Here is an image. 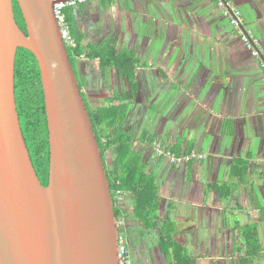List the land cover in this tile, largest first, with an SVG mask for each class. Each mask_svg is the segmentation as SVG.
Here are the masks:
<instances>
[{"label": "crops", "instance_id": "crops-1", "mask_svg": "<svg viewBox=\"0 0 264 264\" xmlns=\"http://www.w3.org/2000/svg\"><path fill=\"white\" fill-rule=\"evenodd\" d=\"M226 1L264 50V0ZM71 18L85 44L136 51L144 66L136 69V101L152 84L141 76L144 68L169 84L166 115L149 104L141 118L136 103H128L125 130L133 132V149L156 190L147 224L134 215L129 197L120 200L132 264H244L243 226L257 228L261 245L246 264H264V73L239 32L225 27L218 0H92ZM114 79L124 83L120 93L130 89L127 79ZM158 144L204 157L175 166L155 154ZM239 161L243 180L234 170Z\"/></svg>", "mask_w": 264, "mask_h": 264}, {"label": "water", "instance_id": "water-1", "mask_svg": "<svg viewBox=\"0 0 264 264\" xmlns=\"http://www.w3.org/2000/svg\"><path fill=\"white\" fill-rule=\"evenodd\" d=\"M0 0V264H118V227L101 150L53 0ZM67 1V0H63ZM18 48L38 64L49 153L44 186L15 104Z\"/></svg>", "mask_w": 264, "mask_h": 264}, {"label": "trees", "instance_id": "trees-1", "mask_svg": "<svg viewBox=\"0 0 264 264\" xmlns=\"http://www.w3.org/2000/svg\"><path fill=\"white\" fill-rule=\"evenodd\" d=\"M78 5L66 9L70 35L75 42L74 46H67L66 49L90 117L98 147L101 150L113 200L114 216L117 223L125 220V210L121 206L120 200L115 198V193L120 191L122 199L127 196L132 201L134 215L138 217V220L141 219L143 224H147L143 218L146 217L145 215L152 214L155 207L154 181L151 176L145 174L141 156L133 149V132L127 133L125 130L128 103L134 101L133 90L136 69L144 66H142V61L134 50L127 48L118 50L111 47L97 49L85 44V37L72 30L71 17L74 8ZM13 12L17 24L25 32V24L16 0H13ZM224 19L227 30L235 31L228 19L225 17ZM250 57L252 56L250 55ZM95 60H98L97 65L93 64ZM86 61L89 63L88 66ZM78 63L85 73L80 74L77 71ZM119 76L127 79L130 86V89L123 94L111 85L113 79ZM97 80L101 83L102 89L106 91L111 88L112 90V96L102 97L103 104H96L97 101L94 103L98 96L95 90L92 91V88ZM114 80L118 81L117 79ZM14 89L16 109L30 159L40 182L46 186L49 153L39 68L34 55L23 48H18L15 55ZM143 133L146 134V131L142 130L141 134ZM152 147L155 152V146ZM164 149L176 156L190 153V151H183L180 146ZM240 164H242V168H240ZM243 166H245L244 162H236L234 170L239 180H243L246 176V167ZM239 229L241 230L244 258L247 260L246 263H249L257 258L261 251L257 228L255 226H243ZM123 230L131 256L127 232L124 228L118 227L119 233Z\"/></svg>", "mask_w": 264, "mask_h": 264}, {"label": "built area", "instance_id": "built-area-1", "mask_svg": "<svg viewBox=\"0 0 264 264\" xmlns=\"http://www.w3.org/2000/svg\"><path fill=\"white\" fill-rule=\"evenodd\" d=\"M54 15L60 28L61 37L65 46H74V39L70 35V28L67 22L66 9L75 7L78 4L90 2L92 0H53ZM218 5L222 10L223 16L228 19L230 25L239 32L240 42L244 48L250 53V55L259 61L264 73V50L261 47V42L257 37L251 35L248 29L243 28L241 11L233 7L226 0H218ZM155 154L167 158L171 164L179 166L190 162L192 159L202 160L204 156L198 153L196 150H192L189 154L176 156L169 150L165 151L161 145L155 146ZM115 198L121 200L122 194L120 191L115 193ZM123 220L117 223V227L123 226ZM118 264H132L129 249L126 245V238L124 232L118 233V248H117Z\"/></svg>", "mask_w": 264, "mask_h": 264}, {"label": "rangeland", "instance_id": "rangeland-1", "mask_svg": "<svg viewBox=\"0 0 264 264\" xmlns=\"http://www.w3.org/2000/svg\"><path fill=\"white\" fill-rule=\"evenodd\" d=\"M163 45H164V42H163V38H162L161 43H159V47L161 48ZM159 69L163 70V68H159ZM140 74H141L142 77H144V79L146 81L145 83H147V84L152 83L151 86L149 87V98H148V100L152 103V98L151 97L157 96L158 98H164L163 101H167V103L163 107H159V105L153 104L158 109V111H160L161 113L166 115L168 107H171L169 105V101H172L171 100L172 98H170L171 94L165 93L167 88H168V85H169L168 82H167V79L165 77H163V76H160L157 72L155 74L152 69L150 70V68H144L143 70H141ZM98 85H100V82L97 80L94 83V87H98ZM111 85L113 87H116V89H118V91H121L120 87H123L124 83H122V86H121L118 83V81L113 79ZM158 86H161V87L158 89ZM111 92H112L111 88L109 90H106L104 92V96L103 97L112 96ZM146 93H147L146 89L144 88L143 94H146ZM177 100L178 99H176L175 101H177ZM103 103H104L103 98H98V101L96 102V104H103Z\"/></svg>", "mask_w": 264, "mask_h": 264}, {"label": "flooded vegetation", "instance_id": "flooded-vegetation-1", "mask_svg": "<svg viewBox=\"0 0 264 264\" xmlns=\"http://www.w3.org/2000/svg\"><path fill=\"white\" fill-rule=\"evenodd\" d=\"M146 94H142V96L140 97V100L139 101H136L134 99V101H132L131 103L132 104H135L136 103V106L138 108L136 114L138 116H141V118L145 116V113H150V110L152 109L151 106H149V104H151L153 107H155L153 104H157L159 105V107H163L167 101H163L164 98H158L157 96H153L151 97L152 98V103L148 100L149 98V87H148V90H146ZM166 93V92H165ZM148 94V95H147ZM97 96L98 98H102L104 96V93L103 91L101 90V88L97 89ZM148 96V97H147ZM151 96V95H150ZM147 97V98H146ZM98 98L96 100H94V103L96 101H98ZM130 103V104H131ZM150 108V109H149ZM156 111H158V109L155 107ZM152 123V120L150 122V124Z\"/></svg>", "mask_w": 264, "mask_h": 264}]
</instances>
